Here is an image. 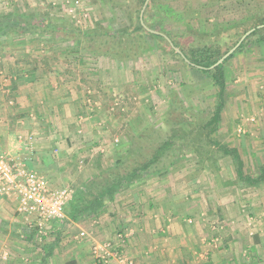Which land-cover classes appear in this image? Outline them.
Segmentation results:
<instances>
[{
	"label": "rangeland",
	"instance_id": "1",
	"mask_svg": "<svg viewBox=\"0 0 264 264\" xmlns=\"http://www.w3.org/2000/svg\"><path fill=\"white\" fill-rule=\"evenodd\" d=\"M118 1L120 6L114 8L105 0H0V14L33 13L47 16L53 23L79 33L97 26L104 30L110 27L111 32L117 33L125 27L133 28L130 14L140 5L139 0ZM153 2L160 22L150 28L164 31L161 33L169 38L172 36L188 54L191 49L214 42L225 43L229 37L230 41L240 40L243 37L242 23L264 17V0ZM167 9L173 12L168 13ZM160 11L161 15L157 14ZM139 35L143 37L142 47L136 52V44L129 40L133 45L131 47L129 43L126 49L134 50L130 56L121 58L90 50L102 45L103 41L105 43L107 38L85 46L74 40H55L41 35L2 37L0 61L4 62L7 71L0 70V81L5 83L11 78L8 67L18 62L35 68L37 71L33 72L37 78L50 76L88 81L91 83L86 88L90 91L87 92L89 104L102 112L94 120L98 128L94 131L102 136L99 141L91 143L90 148H98L101 142L108 145L110 151L106 156L101 150H92L88 158L89 149L85 148L80 160L88 158L89 165H93L98 174L113 168L130 154L133 163H142L149 160L175 131L183 134L191 129L199 130L198 125H203L214 112L216 88L208 75L186 66L165 43L146 36L144 32L134 36ZM108 47L105 43L100 49ZM225 49L224 45L222 50ZM263 69L264 44L253 43L226 63V107L219 130L213 135L222 145L239 144L241 151L234 149L241 155L245 173L252 176L259 175L264 164ZM204 143L207 148L205 140ZM182 144L178 141L175 152L167 153L165 159L173 160L168 169L164 170L165 166L158 168L146 179L154 183L165 176L164 182L167 183L171 174L173 182L177 181L180 187L179 200L182 202L179 205H195L192 220L205 228L200 242L206 247L199 251L203 252L204 258L193 259L189 264H264V183L247 187L239 182L234 161L220 156L216 148H213L215 154L212 156L219 159L218 162L213 163V168L206 162L201 166L198 155L188 147L180 148ZM2 153L15 158L11 149ZM225 159L227 164L223 161ZM102 160L114 165L103 167ZM168 160L163 164H168ZM220 161L222 164L218 166ZM75 163L72 161L69 168L73 178L79 172ZM72 180L67 178L64 183L62 180L59 187H72L76 191ZM188 197L190 201H186ZM38 235L34 252L44 254L43 246L50 233L48 231L45 236L39 232ZM109 241L92 239L90 252L95 244ZM215 253H221V258L225 255V260L213 256Z\"/></svg>",
	"mask_w": 264,
	"mask_h": 264
},
{
	"label": "crops",
	"instance_id": "2",
	"mask_svg": "<svg viewBox=\"0 0 264 264\" xmlns=\"http://www.w3.org/2000/svg\"><path fill=\"white\" fill-rule=\"evenodd\" d=\"M18 63L8 67L11 78L5 83L0 81V155L11 149L15 159L45 177L52 187L62 188L59 183L68 178L78 189L98 174L89 165L92 150H101L106 156L110 151L101 142L98 148H90L102 136L94 131L98 129L94 120L102 112L89 104L90 91L86 88L91 83L76 78H37L35 68ZM3 69L7 71L0 61L2 72ZM231 147L241 151L237 143ZM85 148L89 149L88 158L82 161ZM72 161L79 169L74 178L69 172ZM223 161L227 164L226 159ZM109 162L102 160L101 164L114 165ZM221 164L220 161L218 166ZM209 166L212 167L210 163ZM162 178L154 183L142 180L124 188L104 211L92 218L73 221L64 212L65 218L49 229L44 254L34 252L39 234L34 221L27 222L18 213L16 198L0 195V264H105L90 252L92 239L111 240L135 264H189L193 259L204 258L199 251L206 247L200 242L205 228L193 223L191 212H195V205L181 207L180 187L177 181L173 182L174 176L170 174L167 183L165 176ZM186 201H190L189 197ZM82 231L87 236L80 237ZM213 256L221 258V253ZM225 258L222 255L221 259Z\"/></svg>",
	"mask_w": 264,
	"mask_h": 264
},
{
	"label": "trees",
	"instance_id": "3",
	"mask_svg": "<svg viewBox=\"0 0 264 264\" xmlns=\"http://www.w3.org/2000/svg\"><path fill=\"white\" fill-rule=\"evenodd\" d=\"M139 1V7L130 14V25H132L133 28H131V26L125 27L123 30L118 31L117 33L111 32L110 27H108L107 30H104L99 26H97L95 29L81 31L79 33L75 29H68L64 25L61 26L60 24L53 23L47 16H41L33 13L27 15L14 13L0 14V38L7 37L13 39L23 35H41L49 36L55 40H74L75 42H79L85 46H88L87 44H90L95 40L107 38L105 39V43L108 44L109 47L106 50L104 48L100 49L101 46L103 47L105 45L104 41L102 42V45L99 44L100 46H97L96 48L93 46L90 48V50L99 54L109 55L110 57L114 58L130 56V53L134 50V48H129L131 51L126 49L129 43L131 44V47L133 44H136L135 51L137 52V50L143 45V37L140 35H134L144 32L146 36H150L154 39H157L158 41H161L162 43H165V45L170 48V52L179 57L186 66L192 67L198 72L208 75L212 79L213 85L216 88V104L214 112L211 114V117L205 123H203V125H198L199 130L196 131V129H191L189 132H184L183 134L179 131H175L168 140L164 141L156 149L155 153L149 160L142 163H133L132 154H130L127 157L120 159V161H118L113 168L100 172L98 175L93 176L91 179L83 183L82 186L76 189L73 198L69 201L64 209L66 215L73 221H79L80 219H88L97 216L102 211H104L111 202L115 200V196L124 188L146 179L158 168L161 169L165 166L164 170L168 169V167L172 165L173 160L170 158L169 160L165 158L167 153L169 154L171 151L175 152L174 147L177 146L178 141L183 142L181 146L179 145L180 148L188 147L190 149L189 151H194L198 155L201 166H203L205 162L208 164L210 163L212 166L214 165L213 163L218 162L219 159L213 157L215 154L213 148H216L215 150L218 152V154H220V156L230 157L234 161L239 182L243 183L247 187H256L264 183V164L259 175H247L244 171V162L242 161L238 150L228 147L227 145L220 144L213 137V135L219 130L222 115L226 107L228 83L225 65L231 59H233L236 54L241 53L249 45L253 43L260 45L264 44V28L257 29L258 26L264 25V17H258L248 23H242V36L251 29L256 30L250 34L243 41L240 47L221 65L213 70H209L208 68L213 66L219 59L223 57V55H225L238 43V38L230 41L231 38L229 37V41L226 40L225 43L214 42L211 45L197 49H191L188 54V52L179 46V44L172 39V36H170V38L173 40V43L177 47L181 48L190 62L196 65L192 66L188 64L180 54L175 52V50L163 36L149 33L142 27L140 22V12L145 0ZM105 2L111 4V7L114 8L120 6V1L118 0H105ZM157 10L158 9L155 7V2L150 0V3L144 13V21L149 27H152V25L160 22L155 13ZM167 10L166 12L168 13L173 12H169L170 9L168 11ZM157 14L161 15V11ZM160 32L164 31L161 30ZM129 40L132 41L133 44ZM230 44L232 45L230 46ZM224 45L226 46V49L223 51L222 48ZM198 67H202V69ZM195 132L196 135L194 134ZM204 140L207 143V148L204 147ZM167 160L169 163L164 165L163 163Z\"/></svg>",
	"mask_w": 264,
	"mask_h": 264
},
{
	"label": "built area",
	"instance_id": "4",
	"mask_svg": "<svg viewBox=\"0 0 264 264\" xmlns=\"http://www.w3.org/2000/svg\"><path fill=\"white\" fill-rule=\"evenodd\" d=\"M74 194L72 187H52L45 177L30 170L23 162L5 153L0 155V195L16 198L18 213L27 222L33 220L35 227L45 236L56 221L65 218V206ZM86 234L82 231L80 237ZM120 248L111 241L97 243L92 254L105 264H135Z\"/></svg>",
	"mask_w": 264,
	"mask_h": 264
},
{
	"label": "water",
	"instance_id": "5",
	"mask_svg": "<svg viewBox=\"0 0 264 264\" xmlns=\"http://www.w3.org/2000/svg\"><path fill=\"white\" fill-rule=\"evenodd\" d=\"M149 2L150 0H146L144 5H143V8L141 10V13H140V22H141V25L142 27L149 33H152V34H156V35H161L163 36L168 42L169 44L171 45V47L175 50L176 53L180 54L182 56V58L190 65L192 66H196L195 64L191 63L190 60L185 56V54L181 51L180 48L176 47L175 44L173 43V41L165 34L159 32V31H155L153 29H151L150 27H148L144 21V13L149 5ZM261 29V28H264V25H260L257 27V29ZM256 29H251L250 31H248L247 33H245L243 35V37L239 40V42L229 51L227 52L221 59H219L213 66H211L210 68H208L209 70H213L215 69L216 67H218L219 65H221L229 56H231L239 47L240 45L243 43V41L250 35L252 34ZM198 68H201L202 67H198Z\"/></svg>",
	"mask_w": 264,
	"mask_h": 264
}]
</instances>
